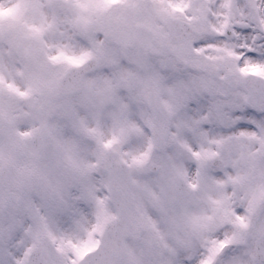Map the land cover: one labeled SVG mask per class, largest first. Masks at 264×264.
I'll return each instance as SVG.
<instances>
[{
    "label": "snow or ice",
    "instance_id": "snow-or-ice-1",
    "mask_svg": "<svg viewBox=\"0 0 264 264\" xmlns=\"http://www.w3.org/2000/svg\"><path fill=\"white\" fill-rule=\"evenodd\" d=\"M0 264H264V0H0Z\"/></svg>",
    "mask_w": 264,
    "mask_h": 264
}]
</instances>
